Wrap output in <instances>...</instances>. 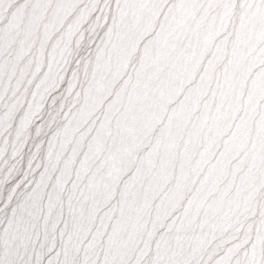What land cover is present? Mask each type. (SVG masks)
Returning a JSON list of instances; mask_svg holds the SVG:
<instances>
[{
	"label": "snow or ice",
	"instance_id": "6c2138e0",
	"mask_svg": "<svg viewBox=\"0 0 264 264\" xmlns=\"http://www.w3.org/2000/svg\"><path fill=\"white\" fill-rule=\"evenodd\" d=\"M0 264H264V0H0Z\"/></svg>",
	"mask_w": 264,
	"mask_h": 264
}]
</instances>
